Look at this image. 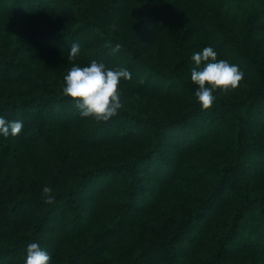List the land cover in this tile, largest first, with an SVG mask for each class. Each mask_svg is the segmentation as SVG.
Returning a JSON list of instances; mask_svg holds the SVG:
<instances>
[{"label": "trees", "instance_id": "1", "mask_svg": "<svg viewBox=\"0 0 264 264\" xmlns=\"http://www.w3.org/2000/svg\"><path fill=\"white\" fill-rule=\"evenodd\" d=\"M205 45L244 75L202 109ZM93 59L131 72L107 121L62 92ZM0 115V264H264V0H0Z\"/></svg>", "mask_w": 264, "mask_h": 264}, {"label": "clouds", "instance_id": "2", "mask_svg": "<svg viewBox=\"0 0 264 264\" xmlns=\"http://www.w3.org/2000/svg\"><path fill=\"white\" fill-rule=\"evenodd\" d=\"M123 48L117 42L112 51ZM80 51V44L73 42L68 58L72 59ZM190 59L194 62L190 79L198 87L194 95L202 109H207L216 100V91L236 88L243 78L239 65L224 58H217V52L211 45H205L194 52ZM121 78L131 79V72L126 67H108L103 61L91 60L86 64L73 63L63 76L62 92L72 98L79 115L93 117L96 120L107 121L124 106L121 100V90L118 88ZM23 128V121L9 120L0 115V135L18 134ZM41 193L48 202L55 199L53 189L45 184ZM51 253L41 246L38 240H33L25 246L23 264H49Z\"/></svg>", "mask_w": 264, "mask_h": 264}, {"label": "rangeland", "instance_id": "3", "mask_svg": "<svg viewBox=\"0 0 264 264\" xmlns=\"http://www.w3.org/2000/svg\"><path fill=\"white\" fill-rule=\"evenodd\" d=\"M247 5H234V9L237 11H242Z\"/></svg>", "mask_w": 264, "mask_h": 264}]
</instances>
